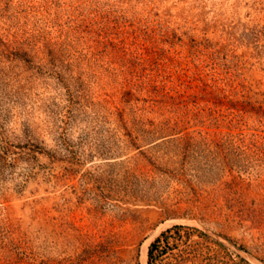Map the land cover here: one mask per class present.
<instances>
[{"label": "rangeland", "instance_id": "rangeland-1", "mask_svg": "<svg viewBox=\"0 0 264 264\" xmlns=\"http://www.w3.org/2000/svg\"><path fill=\"white\" fill-rule=\"evenodd\" d=\"M0 264H264V0H0Z\"/></svg>", "mask_w": 264, "mask_h": 264}, {"label": "trees", "instance_id": "trees-1", "mask_svg": "<svg viewBox=\"0 0 264 264\" xmlns=\"http://www.w3.org/2000/svg\"><path fill=\"white\" fill-rule=\"evenodd\" d=\"M181 225H175L174 228H179ZM170 229H168L166 232H163L161 234L160 237H158L150 246V250H149V256H150V262L153 261L154 259L157 258V252L158 253V256H160L163 252H164V249L163 248V241H162V237H168V232H169ZM166 242H168V240H166Z\"/></svg>", "mask_w": 264, "mask_h": 264}]
</instances>
